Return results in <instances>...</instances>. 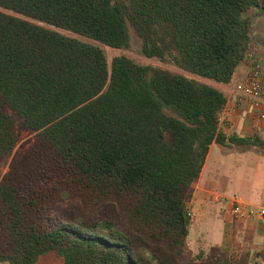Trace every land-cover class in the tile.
I'll list each match as a JSON object with an SVG mask.
<instances>
[{"label": "trees", "instance_id": "trees-1", "mask_svg": "<svg viewBox=\"0 0 264 264\" xmlns=\"http://www.w3.org/2000/svg\"><path fill=\"white\" fill-rule=\"evenodd\" d=\"M255 8L264 17L260 0H0V167L33 136L0 181V263L235 264L186 257L188 205L213 144L264 152V137L219 128ZM58 30L122 51L134 33L177 71L108 62ZM65 195L82 216H52Z\"/></svg>", "mask_w": 264, "mask_h": 264}, {"label": "crops", "instance_id": "crops-1", "mask_svg": "<svg viewBox=\"0 0 264 264\" xmlns=\"http://www.w3.org/2000/svg\"><path fill=\"white\" fill-rule=\"evenodd\" d=\"M254 41V49L248 53L249 61L260 63L264 69V40L256 38ZM249 68L250 63L244 61L237 68L232 83L229 86H221L227 104L220 115L219 128L227 137L237 135L248 139L255 134L264 137V99L255 105L236 90L237 84L246 78ZM229 149L234 150V153L224 156L217 145L213 144L210 148L200 178L194 184L192 201L197 199L195 203L201 208L196 211L198 213L196 220H192L189 237L194 229L198 234L197 239L203 246L204 252H200L206 257L216 260L233 257L236 264H264L260 255L264 253V226L257 227L258 223L264 225V216L260 215V211L264 209V152L243 145H233ZM228 157L230 160L246 159L245 172L250 173L243 188L234 191L231 197L218 194L217 186L209 180L217 161L227 160ZM236 164L241 165L237 162ZM208 195L214 196V205H209ZM234 202H237L245 213L252 212V216L244 220L234 219L232 214ZM226 210L229 211V216L225 219L221 233L212 236L209 230L212 222L217 218H225ZM233 220L236 222H232ZM224 232L227 234L226 237Z\"/></svg>", "mask_w": 264, "mask_h": 264}, {"label": "rangeland", "instance_id": "rangeland-1", "mask_svg": "<svg viewBox=\"0 0 264 264\" xmlns=\"http://www.w3.org/2000/svg\"><path fill=\"white\" fill-rule=\"evenodd\" d=\"M261 3H264V0H260ZM258 9H252L250 10L246 15L250 16L253 18V25H252V37L254 39L260 38L264 40V17H259L257 16L258 14ZM41 25V24H40ZM44 26V25H41ZM45 27V26H44ZM59 31V30H58ZM60 33L71 36L74 38H77L85 43H89L92 45H96L100 47L106 57L108 62L112 60L113 57L118 56V55H126L130 58H132L136 63L141 64V65H152L156 67H161L167 70L171 71H177L175 68L170 67V66H165L162 65L161 63L157 62L156 60H150L147 59L143 56L142 54V40L139 39L134 33H131V47L129 51H122V50H114L111 49L110 47L104 46L102 44H99L97 42L91 41L89 39L73 35L69 32L65 31H59ZM33 140V136H23L21 142L17 146V148L14 150L12 157L8 160L7 164L0 167V181L3 179V177L9 172V166L11 162L13 161L14 158L20 156L25 149H27L30 144L29 142ZM220 149V153L224 156H229L232 153H234V150L230 149H225L220 146H218ZM237 163H241V165H237ZM244 162V163H243ZM247 160L240 158L239 160H230V157H228L227 160L225 159H219L217 161V166H213L212 168V173L209 175V180L217 186L216 192L219 194H223L226 197H231L233 196V192L236 190H240L243 188V184L245 183V179L249 178L250 173L245 172V164ZM199 186L197 185L196 188ZM209 205H214L213 200L215 199L213 195H208L207 196ZM206 199V200H207ZM195 202H197V199L195 201H192L191 204H189V212L192 215V220H196L198 214L196 211L201 208L198 206ZM117 213V212H116ZM61 215V216H82V211L80 210V207L78 206L76 201L70 200L67 198V196H64V200L55 207L54 212L52 213V216L55 215ZM229 216V211L226 210L224 211V217L225 218H217L216 221L214 220L211 224V227L209 228L210 233L213 235L218 236L222 228L225 224V219L228 218ZM118 221V217L116 218ZM232 222H236L233 220ZM264 225L258 223L257 227H262ZM226 227V226H225ZM225 230V228H224ZM225 237L226 233L224 232ZM198 234L193 231L191 232L190 237H188V240L185 245V255L186 257L193 258L196 257L200 251H203V246L202 243L199 242L197 239ZM204 252V251H203ZM231 260L235 259L231 257ZM236 262V261H235ZM0 264H8V263H0ZM37 264H62L61 260L53 253L48 254L46 256H43L40 258ZM236 264V263H235ZM253 264V263H252Z\"/></svg>", "mask_w": 264, "mask_h": 264}, {"label": "built area", "instance_id": "built-area-1", "mask_svg": "<svg viewBox=\"0 0 264 264\" xmlns=\"http://www.w3.org/2000/svg\"><path fill=\"white\" fill-rule=\"evenodd\" d=\"M248 53L244 61L250 63L249 72L246 78L237 84L236 90L246 99L258 105L264 99V69L260 63L249 61ZM233 218L236 220H244L252 216V212L245 213L237 202L232 207ZM260 215L264 216V209L260 211ZM190 216L192 217L191 213Z\"/></svg>", "mask_w": 264, "mask_h": 264}]
</instances>
